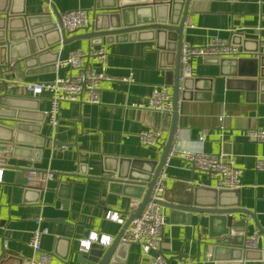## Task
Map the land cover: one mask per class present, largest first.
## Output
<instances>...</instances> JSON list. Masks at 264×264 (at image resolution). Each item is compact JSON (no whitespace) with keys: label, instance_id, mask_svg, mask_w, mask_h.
Masks as SVG:
<instances>
[{"label":"crops","instance_id":"crops-1","mask_svg":"<svg viewBox=\"0 0 264 264\" xmlns=\"http://www.w3.org/2000/svg\"><path fill=\"white\" fill-rule=\"evenodd\" d=\"M51 1L58 14L75 8L87 9L93 22L94 0ZM23 3L26 13H37L45 7L42 0H23ZM96 12L105 11L100 8ZM84 32L85 29L74 35ZM246 33L257 34L258 39L246 38ZM135 34L113 41L101 37V42L94 45L89 39L78 38L54 48L58 58H64L73 49L88 51L89 47L102 46L107 53V74L123 77L132 72L133 75L129 82L102 81L99 104L62 102L56 126L44 116L50 105L48 97H32L26 85L48 81L56 74L74 70L52 67L54 50L51 55L45 54L34 62L14 59L9 67H0V103L2 96L13 100L12 106L4 105L2 115L19 117L15 122H24L28 130H33L23 133L25 142L32 146L17 148L13 154V146H16L13 144L9 152L0 153V157L6 158V164H0V252L6 249L13 254L11 264L16 260L24 264L27 258L38 257L39 253L27 245L38 218H41V226L48 228V233L41 238V247L52 254L49 264H64L62 257L66 256L68 248L85 252L79 242L90 233L109 236L111 241L119 233L122 224L105 219L107 210L118 212L125 220L132 211L130 195L138 192V188L121 184L110 186L102 180L104 161L108 160L107 164L110 161L112 166L116 159L127 158L136 162L138 170L153 168L168 136L171 113L142 109L133 104L145 102L152 86L157 84L167 85L172 95V62L174 64L175 60L172 53L160 50L161 45L151 39L149 33ZM211 38L236 42L243 51L242 57L252 56L256 48L264 56V0H190L182 41L200 46ZM89 63L94 69L101 67L91 58ZM191 68V97L179 100L178 129L170 152L222 153L232 159L242 170L241 188L237 194L239 207L249 210L264 228V171L255 169L256 160H264V143L251 141L244 135L248 129L264 128V76L257 78V90L252 93L246 84L248 78L233 77V64L228 60L220 62L193 57ZM221 115L222 119L219 118ZM150 128L161 131L160 144L154 147L142 144L137 137L138 132ZM204 130L203 139L199 141ZM40 135L45 138L37 147L35 145L41 143ZM37 148L39 153H35ZM29 167L50 170L54 174L39 195L33 191L25 194ZM163 172L166 202L188 200L194 187L216 188L214 179L193 171L191 162L180 156H169ZM70 181V188L60 187ZM204 195L207 197L204 193L201 201L205 200ZM163 212L165 224L160 252L166 258L181 252L193 256L198 246L201 260L207 264H213L209 259L211 256H225L214 252L217 225H210L208 216L194 214L188 225L171 208L163 206ZM245 219L248 224L242 232L243 237L247 232L259 230L252 218L245 216ZM258 233V249L264 251V233ZM115 252L124 264H148L138 244L122 245ZM178 262L174 259L171 264ZM193 262L187 258L182 264ZM69 264L82 263L73 255ZM227 264L264 262L236 260Z\"/></svg>","mask_w":264,"mask_h":264},{"label":"water","instance_id":"water-1","mask_svg":"<svg viewBox=\"0 0 264 264\" xmlns=\"http://www.w3.org/2000/svg\"><path fill=\"white\" fill-rule=\"evenodd\" d=\"M42 1L45 7L41 11L26 13L23 0H0L1 69L9 67L14 59H21L25 63L37 61L38 58L43 57L45 54H50L60 44H66L78 38L89 39L90 44L94 45L101 42L99 39L101 37H105V40L113 41L127 39L133 33H136L135 35L149 33L151 39H156L161 45L160 50L172 53L175 59L174 64L172 62L171 124L161 156L153 163V168L148 171L138 170L135 165L136 162L127 158L116 159V162L113 161L112 166L109 165L110 161L108 164V160L104 161L101 179L108 182L110 186L121 184L138 188V192L130 195L133 199H139L137 207L129 214L119 233L108 246L94 242L91 243L84 253L68 248L66 256L62 257L64 264H69L73 255L75 260L82 264H124L123 261L117 258L115 252L117 247L120 248L122 245H126L120 240L121 235L129 222L139 216L144 205L150 200L151 189L156 177L163 170L168 160L178 129L179 100L191 97V88L189 86L191 77H186L183 81L179 80L181 68L180 48L190 0H94L93 22L85 29L84 33L73 36H67L62 28L60 32L58 31L57 24L61 26L60 15L55 10L54 3L51 0ZM100 8L105 12L97 13L96 11ZM244 37L254 40L258 39L257 34L251 33L244 34ZM21 48L23 51H21ZM163 51L160 53L164 54ZM254 51H256L255 54L248 57L240 56L238 58L220 59V62L228 60L233 64V77L248 78L246 84L250 87L252 93L253 91L256 93L257 78L260 75L264 76V56L261 55L258 48ZM51 54L53 55L51 66L55 68L58 52L54 50V53ZM168 65H171V62H168ZM228 83H230L229 80ZM1 98L0 153L9 152L14 144L16 145L13 146L15 147L14 154L18 150L17 148L26 149L24 148L25 146H32L29 142H25L27 140L23 137V133H32L33 130H28L24 122H15L19 117H5L2 115L1 110L5 107L4 105L12 106L13 100L8 96H2ZM39 137L41 138V143L36 144L35 146L37 147L41 146L42 140L45 138L42 135ZM53 141L56 144H60L57 140ZM35 153H39L38 148L35 149ZM0 164H6V158L3 156L0 157ZM193 171H196L194 167ZM71 184L72 181L67 184H60V187L63 185L70 188ZM25 190V194L28 191H33L36 195L40 194V191L31 188H26ZM238 192L239 189L194 187L190 190L188 200L183 199L178 203L163 200L159 203L162 206L171 208L174 213L178 212L188 225L191 223V218L194 214L208 216L209 224L217 225L213 249L215 253H223L225 256L223 258L211 256L209 259H211L213 264H227L236 260H263L264 262V251L244 249L242 246L244 238L242 232L248 224L245 216L252 218L259 232L264 233V228L259 225L255 216L249 210L239 207ZM204 193L207 194V197L204 195L205 200L201 201ZM3 221L1 220L2 225H4ZM199 249L200 247L198 246L196 254L193 256H188L181 252L167 257L166 263L171 264L172 260L177 259L178 263L181 264L183 259L190 258L194 260L191 264H207V261L201 260ZM162 254L165 256L164 253ZM12 255L8 250L1 249L0 264H11L12 259H14ZM16 261L15 264L21 263L20 260Z\"/></svg>","mask_w":264,"mask_h":264},{"label":"built area","instance_id":"built-area-1","mask_svg":"<svg viewBox=\"0 0 264 264\" xmlns=\"http://www.w3.org/2000/svg\"><path fill=\"white\" fill-rule=\"evenodd\" d=\"M89 11L84 8H75L66 10L60 15L61 26L57 24L60 32L61 28L66 35H74L80 30L87 29L91 25ZM241 48L231 40L224 38H211L204 45L194 46L187 41H182L180 48V77L191 76V60L193 57L201 60L238 58L242 56ZM106 50L102 47H89L88 51L82 49L70 50L66 57L57 58L55 68H71L74 71H68L64 74H56L53 79L48 81H36L28 83L26 89L34 98L46 95L49 99V108L44 111L45 119L53 126L58 124L57 113L62 102H76L87 104H99L100 84L105 80H116L129 82L133 80L132 72L126 76L116 77L107 74L105 69ZM99 63L101 67L94 69L89 59ZM181 89V87H179ZM135 107L148 109L163 113L172 111V95L170 88L165 84L153 85L150 95L143 103H134ZM220 119L223 118L221 115ZM204 132L199 136V141L203 139ZM247 139L254 142L264 143V128L256 127L244 132ZM139 141L146 146H157L160 144L161 131L159 129H144L138 132ZM180 156L193 165L199 172L208 175L214 179L217 189H239L241 188L240 176L242 170L234 165L232 159L227 158L222 153H207L204 151H171L169 156ZM255 169L264 171V160L257 159ZM0 169V179H1ZM54 174L50 170H41L34 167L27 169L25 187L37 191L46 188L47 182L53 178ZM165 173L160 171L155 179L151 189L150 200L144 205L138 217L132 219L124 229L120 240L125 244H138L143 255L148 260V264H167L166 257L160 252L162 246V230L165 224L163 206L159 203L165 200ZM139 199L130 201L132 211L137 207ZM129 215V214H128ZM104 218L124 224L125 218L113 210H107ZM41 218L36 220V226L32 229L27 245L35 252L38 257L27 258L24 264H49L51 253L41 247V238L48 233L46 226H41ZM259 233L255 229L247 232L243 238L244 249H258ZM98 243L108 246L111 242L109 236L100 235L92 232L89 236L80 240V248L86 251L91 243ZM112 261H114L112 259ZM180 264V263H178ZM182 264V263H181Z\"/></svg>","mask_w":264,"mask_h":264}]
</instances>
